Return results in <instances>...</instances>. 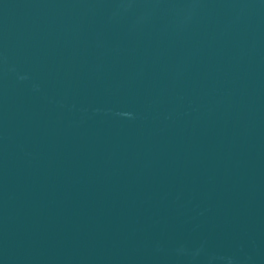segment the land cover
Instances as JSON below:
<instances>
[{
	"label": "water",
	"instance_id": "1",
	"mask_svg": "<svg viewBox=\"0 0 264 264\" xmlns=\"http://www.w3.org/2000/svg\"><path fill=\"white\" fill-rule=\"evenodd\" d=\"M0 264H264V0H0Z\"/></svg>",
	"mask_w": 264,
	"mask_h": 264
}]
</instances>
